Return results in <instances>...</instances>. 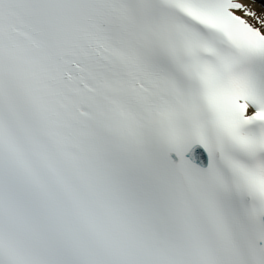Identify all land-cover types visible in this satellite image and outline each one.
Masks as SVG:
<instances>
[{"label": "snow or ice", "instance_id": "1", "mask_svg": "<svg viewBox=\"0 0 264 264\" xmlns=\"http://www.w3.org/2000/svg\"><path fill=\"white\" fill-rule=\"evenodd\" d=\"M0 264H264V0H0Z\"/></svg>", "mask_w": 264, "mask_h": 264}]
</instances>
